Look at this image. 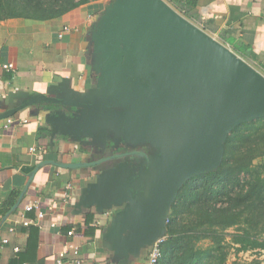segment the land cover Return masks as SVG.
<instances>
[{
	"label": "crops",
	"instance_id": "1",
	"mask_svg": "<svg viewBox=\"0 0 264 264\" xmlns=\"http://www.w3.org/2000/svg\"><path fill=\"white\" fill-rule=\"evenodd\" d=\"M162 1L264 76V0ZM120 2L0 20V264H53L68 245L83 264H148L150 239L128 221L142 219L134 203L153 150L66 130L71 112L107 102L127 61L130 46L109 35Z\"/></svg>",
	"mask_w": 264,
	"mask_h": 264
},
{
	"label": "water",
	"instance_id": "2",
	"mask_svg": "<svg viewBox=\"0 0 264 264\" xmlns=\"http://www.w3.org/2000/svg\"><path fill=\"white\" fill-rule=\"evenodd\" d=\"M114 12L109 35L130 46L127 61L107 102L71 112L66 130L104 129L153 150L134 203L142 219L128 221L152 246L181 186L219 166L236 126L264 117V76L162 0H121Z\"/></svg>",
	"mask_w": 264,
	"mask_h": 264
},
{
	"label": "trees",
	"instance_id": "3",
	"mask_svg": "<svg viewBox=\"0 0 264 264\" xmlns=\"http://www.w3.org/2000/svg\"><path fill=\"white\" fill-rule=\"evenodd\" d=\"M91 1L0 0V20L58 19ZM160 252L156 264H227L232 253L264 254V117L236 126L219 166L181 186Z\"/></svg>",
	"mask_w": 264,
	"mask_h": 264
},
{
	"label": "built area",
	"instance_id": "4",
	"mask_svg": "<svg viewBox=\"0 0 264 264\" xmlns=\"http://www.w3.org/2000/svg\"><path fill=\"white\" fill-rule=\"evenodd\" d=\"M69 28L68 27H64L62 30V33L68 31ZM62 33L59 34V36H62ZM3 69H12L13 66L11 64H7V65H3L2 66ZM8 123H10V120L7 121ZM30 151H33V149L31 148ZM36 206H27L26 210L29 211L32 208H35ZM42 215L39 214V217H41ZM28 222H24V225H28ZM54 226V225H53ZM72 234V232H68V235L70 236ZM163 238L158 239L150 248L149 251V255H148V264H156V262L158 261L159 257H160V244L162 242ZM5 242V241H4ZM71 254L73 257H71V259L67 260V256ZM67 260V264H83V260L80 258L79 256V249L76 246H72V245H68L66 246V248L64 250H62L61 252H59L55 259H54V263L53 264H64V262H66ZM46 264H51V263H46Z\"/></svg>",
	"mask_w": 264,
	"mask_h": 264
},
{
	"label": "rangeland",
	"instance_id": "5",
	"mask_svg": "<svg viewBox=\"0 0 264 264\" xmlns=\"http://www.w3.org/2000/svg\"><path fill=\"white\" fill-rule=\"evenodd\" d=\"M261 75L263 76V74H261ZM231 133H232V131L230 132V134ZM169 214H170V210H169ZM169 214H168V217H169ZM168 217H167V219H168ZM203 244L205 245L206 243H203ZM254 261L259 262V264H264V254L258 256L257 254L251 253V252L239 253L238 255H235L234 253H232L229 256L227 264H255Z\"/></svg>",
	"mask_w": 264,
	"mask_h": 264
}]
</instances>
